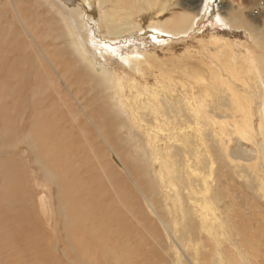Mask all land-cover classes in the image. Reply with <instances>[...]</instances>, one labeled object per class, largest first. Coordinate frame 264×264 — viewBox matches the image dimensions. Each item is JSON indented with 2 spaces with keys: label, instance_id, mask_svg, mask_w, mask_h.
Returning <instances> with one entry per match:
<instances>
[{
  "label": "bare ground",
  "instance_id": "bare-ground-1",
  "mask_svg": "<svg viewBox=\"0 0 264 264\" xmlns=\"http://www.w3.org/2000/svg\"><path fill=\"white\" fill-rule=\"evenodd\" d=\"M55 1L61 9L70 4L77 23L82 14L94 18L96 32L107 41L95 48L93 37L84 43L81 26H56L44 1L0 0V264H179V258L170 262V247L157 225L170 235L176 230L171 214L161 212L160 202L150 197L145 168L133 157L135 135L116 101L119 94L112 90L119 79L111 64L126 67L129 59L143 55L138 42L126 47L128 38L149 34L179 41L198 15L181 13L172 5L175 0H95L101 12L93 17L92 7L82 11V0ZM246 11L230 9L226 19L217 15L212 37L197 35L194 48L173 51L166 79H177L183 93L190 83L194 96L217 90L211 109L226 108L221 113L232 120L228 144L236 145L230 156L253 158V172L261 174L264 23L253 26L245 19ZM226 34H241L245 43ZM240 134L246 135L241 140L249 150L232 141ZM216 164L213 185L203 181V199H195L211 201L213 207L195 205V212L202 222L217 216L215 231L224 238L215 243L200 239L187 210L183 215L188 221L175 241H198L195 251H183L193 264L233 263L230 246L251 256L253 264H264V183L256 181V193V183L240 182L236 168L223 177L224 165ZM183 184L181 189L193 195L196 182ZM121 202H129L130 210L121 208Z\"/></svg>",
  "mask_w": 264,
  "mask_h": 264
},
{
  "label": "rangeland",
  "instance_id": "rangeland-1",
  "mask_svg": "<svg viewBox=\"0 0 264 264\" xmlns=\"http://www.w3.org/2000/svg\"><path fill=\"white\" fill-rule=\"evenodd\" d=\"M43 1L44 4L49 6L46 5L45 9H52L57 22H55L56 26L66 28L63 24L66 23L71 25V23H75V25L81 26L83 32L81 36L83 37L84 43H91L92 37L96 41L95 48L106 43V37L96 32L94 18L88 20L84 18L83 14L81 16L79 14L81 19L78 18L77 23L76 17L73 16L72 9H70V4H68L69 10L63 7L61 9L57 2L53 4L50 3L49 0ZM43 1L33 0L32 4H41ZM84 2L85 4H83ZM165 2L166 1H164V3ZM164 3L160 2L159 4ZM174 3L175 4L172 5L175 8H179L178 10L181 11V13L188 14L189 16H193L194 14L198 15L195 21L198 24L195 23V25H193L194 27H192L193 29H191V31L189 30L190 32L188 31L184 38H182L183 36L179 38V41H181L182 44L184 43V45H175L179 41L174 37L161 36L158 38V36L149 35L148 33V35H145L143 39L140 40L128 38L127 48L132 47L134 43L138 42L140 46L136 47L143 48L144 53L142 56L129 59L131 63L127 64L126 67L119 64V62L114 65L111 64L115 69L113 73L117 79H119L115 80V89L112 87V90L115 92H111L119 94V99H116V101L125 112L124 115L128 117L127 123L130 126V130L132 129L131 131L135 135L132 140L137 150L134 149L136 153L133 154V157L136 156L138 164L145 168L143 175L145 174L148 180L147 185L151 190L150 197L160 202L161 212L164 214L170 212V222L172 223V227L176 228V230L172 231L169 235V233L164 231L161 225L157 223L161 235L164 239L166 238L165 241L170 247V257L173 256L170 258V262L179 258V264H193L188 261L183 251L188 248L195 251L198 241L187 242L185 245L184 243L180 245L175 241V237H178L180 234L179 230L183 229L184 224L188 221L183 215L185 211L188 210L187 216L194 222L196 232L200 236V239H206L211 243H215L216 240L224 238L221 235L222 232L215 231V229H217V223L219 222L217 216L214 217V215H209L206 217L207 221L202 222L198 213L195 212V205L213 207L211 201L206 202V204H201V202L195 203V199H203V181L206 180L209 182V185H213L211 172L217 169L218 164H216V161L224 165L222 168V170H224L221 172L223 177L231 174L236 168L237 176L240 177L239 181L242 183H244L245 180V182L252 181L256 183L257 181V183H264V173L261 172L263 171L261 168L259 172H261L262 176L259 173L253 172L252 167L256 163L253 158L240 160L230 156V149H233L234 145H236V143H231L230 147L228 144V140L234 131L232 120L229 117H224L221 113V111L227 113L226 108H221V111H213L211 109L218 91L212 90L214 87H211L210 90L212 91L210 92V96H203L202 94L205 93L200 92L194 96L191 91V84L187 83L188 86H185V92L183 93V89L180 87L177 79L176 82H168L166 79V75L170 68L168 64L170 61H173L171 59L173 51L178 52L179 50H183V47L187 49L194 48L193 45L195 44L197 35L204 34L207 35V37H212V34H214L212 25L216 21V16L219 15L220 18L226 19L230 9L238 7L242 11L247 10L244 15L246 17L245 19H247L246 21L258 28L262 27L264 23V3L263 0H258L255 3H252V1L250 2V0H175ZM10 4L12 6L13 2ZM44 4H42L43 7ZM80 6H82L83 12L86 9L88 10L87 6L92 7V9H89V12H91L89 16H92L94 13L97 16L101 12L95 0H82ZM65 10L69 11L70 14L66 13ZM73 20L74 22H72ZM189 33L196 35V38L191 37ZM226 35L231 36L232 40L236 38L234 40L245 43L241 34H235L234 36L230 34ZM171 45L175 46L169 49ZM98 52L100 51L98 50ZM123 52L126 51L124 50L122 53ZM102 53L104 52L101 50L100 54ZM137 60L142 64L138 63ZM110 63H113L112 59ZM133 70L135 71L134 74ZM126 75L131 76L126 77ZM189 76L195 80L190 73ZM142 78H145L147 81ZM154 78H156V80ZM202 81L204 80H200L201 83ZM194 93L196 92L194 91ZM130 94L131 97H129ZM194 97L197 99H194ZM240 130L243 132V129ZM124 134L128 136V132L125 130ZM137 135L139 136L138 138H136ZM244 137H246V135L240 134L239 137H233L232 141L238 142L239 145L244 144L246 147L248 145L247 142L241 140L245 139ZM247 150H249V145ZM108 158H110V154ZM147 164L150 165L147 166ZM253 174L259 177H253ZM187 180L196 182V185L194 184L193 186V195L189 194L186 189H181L182 183H184L183 186L186 187ZM257 183L256 187L253 188L256 193H258ZM257 198L258 201H260L259 195ZM128 203L121 202V208L125 207L127 210ZM141 206L145 209L147 214H150L154 218L151 214L152 211L150 207L144 200H141ZM128 210H130V208ZM186 225L188 226V224ZM179 240H181V238ZM188 244L190 246H187ZM229 248L232 255L235 254L234 262L231 263V261L225 260L224 264H253V261L250 259L251 256L245 253L240 254L238 249L235 250V246H230Z\"/></svg>",
  "mask_w": 264,
  "mask_h": 264
},
{
  "label": "water",
  "instance_id": "water-1",
  "mask_svg": "<svg viewBox=\"0 0 264 264\" xmlns=\"http://www.w3.org/2000/svg\"><path fill=\"white\" fill-rule=\"evenodd\" d=\"M49 1H50V3H53V4L56 2L55 0H53L54 2L52 0H49ZM61 1H63L64 3H67L69 0H61ZM76 2H77V0H72L71 4H73V3L76 4Z\"/></svg>",
  "mask_w": 264,
  "mask_h": 264
}]
</instances>
